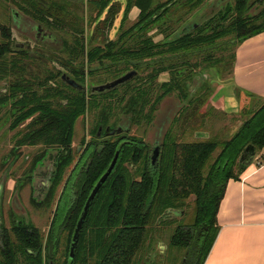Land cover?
I'll return each mask as SVG.
<instances>
[{"label":"trees","instance_id":"obj_1","mask_svg":"<svg viewBox=\"0 0 264 264\" xmlns=\"http://www.w3.org/2000/svg\"><path fill=\"white\" fill-rule=\"evenodd\" d=\"M115 1L87 0L90 18L96 14L90 25L97 21L90 39L84 18L63 6L66 0L6 2L10 10L30 17L58 39L54 47L40 44L33 53L26 47L14 50L9 26L0 23V81L9 84L0 107L11 102L19 109L14 120L17 125L32 119L19 146L44 145L58 150L62 154L60 164L70 168L75 160V124L87 115L94 117L96 126L90 132L94 135L98 126H111L113 117L118 122L120 115L130 117V126H152L160 105L169 96L180 101L181 110L164 135L154 166L148 144L128 136V131L119 135L118 141L112 137L101 147L90 143L84 153V169H75L68 178L65 197L56 205L48 236L32 226L3 229L0 264H45L43 254L27 253V248L38 244L41 251L47 244V259L53 264H136L150 226L162 224L169 211L181 215L192 197L193 223L179 227L170 245L191 249L189 264H204L219 232L218 212L228 182L238 180L247 169L239 163L242 153L250 145L257 149V155L264 149V102L258 104L256 99L243 109L245 120L230 137L196 136L207 129L212 111L209 82L201 85V79L197 80L200 72L212 71L218 78L227 79L228 70L231 78L235 54L225 63L215 53L264 33V0H232L195 31L179 38L173 37L210 0H127L117 39L107 38L97 44L95 35H105L118 15ZM79 2L84 9V0ZM133 6L140 10L139 20L124 30ZM180 8L183 10L176 15ZM28 63L33 66L31 72ZM130 71L138 75L105 93L82 91L61 80L66 74L83 86L88 78H96L91 84H103ZM166 72L170 81L160 83L159 76ZM101 73L106 74V80L100 79L104 76ZM188 82L194 85L193 92ZM117 152V165L91 205L71 262L70 245L79 216Z\"/></svg>","mask_w":264,"mask_h":264},{"label":"rangeland","instance_id":"obj_2","mask_svg":"<svg viewBox=\"0 0 264 264\" xmlns=\"http://www.w3.org/2000/svg\"><path fill=\"white\" fill-rule=\"evenodd\" d=\"M8 1H13V0H0V14L2 12L3 18L0 19L1 23H7L8 17H10V8L6 6V2ZM166 0H161V2H164ZM232 2V0H230ZM229 2V3H230ZM81 2H74L72 0H66V2L63 3V6L68 7L69 10H73L80 17L84 18L85 21V27H86V36L88 37L87 39H90L91 34L94 33V29L97 25V21H94L93 23L90 22L92 19L95 18V13L92 14V18H90L89 14V8L87 5V0H84V9L81 10ZM209 3V1L205 4L203 8L206 7V5ZM127 4V0H116L114 2V6L116 7V10L118 12L115 24L113 29H111L109 36L110 39L115 40L118 37L119 28L121 26V20L123 19V11L125 9V6ZM202 8V9H203ZM215 7L212 11H209V14H212V12L216 9ZM176 9V8H175ZM174 9V10H175ZM173 10V11H174ZM183 10V8H180L177 12L176 15L179 14V12ZM256 9H252V12L254 13ZM137 13V15L135 14ZM199 13V12H198ZM107 13H105L102 18L104 19ZM139 15H140V10L137 7H132L131 10L128 12V18L123 26L124 30H127L131 26H133L135 23L138 22L139 20ZM98 27H103L102 24H99ZM14 38L16 41L20 43L24 42H29L31 45L35 44V41L32 39V36L26 33H22L21 31H16L13 33ZM65 39L71 40L67 34L64 32L60 33ZM98 39L97 44H103V42L106 39V34L105 35H95ZM1 41V40H0ZM52 46V45H51ZM54 47V46H53ZM235 48L229 47L224 50H220L217 53H215L216 58L223 59L225 63H228L231 61V57L234 54ZM204 67V63H202V68ZM60 68V67H59ZM62 71H64L63 68H61ZM196 71H200L199 69ZM226 75L227 79H224L222 77H217L215 74L211 72H205L204 70L200 73H203V78L199 77L202 81L201 85L203 82L208 81L207 88H209V93H210V105L212 111L210 112V119L208 120V127L204 131L206 134V137L203 139L207 138H214L217 135V138H227L234 133L238 127L239 124L243 123L245 120V117L241 114L244 108H249L251 107V99L247 94L240 93L236 89H234L229 82L230 76L228 73V70H226ZM102 78L106 80V74L101 73L100 74ZM170 76L168 72L163 73L160 77V81H166L170 79ZM96 79V78H95ZM95 79L88 78L87 84L89 88H91V81L94 82ZM197 79V80H200ZM228 80V81H226ZM226 81V82H225ZM198 87V85L196 86ZM242 96V97H238ZM236 98V99H235ZM246 98V101L243 100ZM235 99V100H234ZM219 103H222L220 105ZM262 102L258 103L261 104ZM179 107L180 101L176 99L174 96H169L167 97L164 102L161 104L160 111L157 114V117L159 118V122L161 123L165 121L169 116L173 115L175 112H179ZM235 107V109H234ZM179 108V109H178ZM178 109V110H177ZM236 112H233L235 111ZM162 111V112H161ZM118 112V111H117ZM160 114V115H159ZM119 117V114H117ZM176 116V114H175ZM175 116H172L171 121L175 119ZM113 117V120L114 121ZM94 120V117L91 115H87L85 119L79 120L78 123L76 124L75 128V133H74V144H73V153L74 157L78 156L79 152L77 149L80 147H83L84 142L86 141H91V136L88 134L89 130L91 129L92 126V121ZM157 121V118L155 122ZM171 124H168L170 126ZM166 131V130H165ZM200 133V132H199ZM1 134V133H0ZM3 135H0V137ZM130 136H138L140 138H146L147 141L151 144L154 142L153 140H158L160 141L159 138L156 137V133L152 126H147V125H142V127L134 126L132 128ZM11 135H7V138H10ZM85 139V140H84ZM202 139V137H200ZM189 142H192L194 139H189ZM14 147L13 141H2L0 142V169H7L5 167L3 161L4 157L9 155L10 152L12 151ZM43 147L38 146L35 148H23L22 151H19V154L22 155V158H19V161L17 162V167L14 166V169L21 170V173H18L17 176H21L23 173L27 172V170H30L32 168V158L36 156L37 154H41L43 151ZM25 156H30V160H25ZM257 156V155H256ZM259 161V160H258ZM257 162V157L254 161V164ZM75 163V162H74ZM4 165V166H3ZM73 165L71 166V168ZM1 175V173H0ZM1 179V176H0ZM40 181L38 179H35L34 183V188H35V194L36 195V190L40 186ZM12 185H14V182L7 183V194L5 195L7 200H9L13 193H12ZM60 187L57 188L56 193L53 194L51 198V202L49 204V207L47 209H43L42 206L37 207L33 206L31 204V192H23L21 194L22 200H20V204L24 207L25 211H28V216L34 226H36L40 232L43 234L44 237L47 236L50 225L52 223L55 210H56V205L58 202V198L60 196ZM10 201L5 202L6 206L4 209L5 212V221L7 223L6 226L10 225V218L12 215L11 207L9 204ZM189 206L185 208L183 211V215H172L174 217L172 220L171 218H168V215H165V221L162 224H158L157 222L155 224H152L149 228V233L146 238V242L141 248V250L138 252L136 256V264H182L183 262V257L185 256L186 250L185 249H178L175 247H172L170 245L171 242V236L174 234V231L178 225H187V224H192L193 223V204H194V198H190L188 201ZM171 217V216H170ZM164 220V218H163ZM174 220V221H173ZM151 255L152 258L150 257ZM149 259V260H147Z\"/></svg>","mask_w":264,"mask_h":264},{"label":"flooded vegetation","instance_id":"obj_3","mask_svg":"<svg viewBox=\"0 0 264 264\" xmlns=\"http://www.w3.org/2000/svg\"><path fill=\"white\" fill-rule=\"evenodd\" d=\"M58 1H61V0H58ZM2 18H3V15L1 12L0 19H2ZM116 18H117V16H116ZM116 18L113 22L112 28L108 27L105 30L106 39L107 38L110 39V37H108V36H109V34H111L110 31L114 27ZM24 19H26V20L29 19L33 23L36 24L35 25L36 27L34 26L32 29H31V27L27 26V32H28L27 36H28V34L31 35L32 39L35 41V44L31 45V43H29L28 41L24 42V43H20V42L16 41L13 33L16 31H19V29H16L13 26L12 9H11L10 10V17H8V20H7V25L9 26L10 31H11L12 45H13L14 50H20V49L22 50V49H25V47H26L27 49L29 48L28 51L30 53H33L35 48L40 44L45 45L47 47H53L56 45L58 39L55 36L54 32H52L48 28L42 26L41 24L35 22L30 17H27L20 12V16L18 17L17 21L19 20L22 25H25L23 23ZM196 25H197V23L192 24L190 27L192 28V27H195ZM37 27L40 28L39 33L37 31L38 30ZM96 27H97V25H96ZM103 27H104V25H103ZM103 27H101V28H103ZM21 28H22V26H21ZM23 64H25V63H23ZM26 66H27V70L29 72H31L30 70L33 68V66L30 65V63H28V65H26ZM60 70H61V68H60ZM64 75H66V74H64ZM124 75L125 74H123L122 76H124ZM122 76H120V77H122ZM201 76L202 77L204 76L203 73H201ZM62 77H63V75H62ZM62 77H61V80L67 84V82L64 81L62 79ZM69 78H71V77L69 76ZM198 79H200V78H198ZM114 80H116V79L106 80L107 82H105V83H108V82H111ZM158 81L160 83H166V82H169L170 79L166 80V81H160L158 78ZM105 83H103V84H105ZM189 84L190 83L188 82L187 85L189 86ZM79 85H81V84H79ZM98 85H102V84H91V88L93 86H98ZM8 86H9V84L7 83V81H0V98L8 93V90H9ZM85 87H86V90H82V91L89 92V90L91 88H89L88 85H86V84H85ZM193 87H194V85L191 83L190 84V88H191L190 92H193ZM160 108H161V105H160L159 109ZM18 110L19 109H15L13 107L11 102L6 106L0 107V133H1L0 135H3L0 137V142H2V141H13V143H14V147H13L12 151L10 152V154L4 157L3 163H4L5 167H7V169H0V173H1V175H0L1 176V179H0V231H2L3 229H7L10 231L13 227H17L19 225L32 226L33 228L39 230L36 226H34L32 221L30 220V218L28 216V211L26 212L24 207L20 204V200H22L21 194L23 192L30 191L32 194L30 197L31 204L33 206L35 205L37 207L42 206L43 209H47L49 207V204L51 202V198H52L53 194L56 193L57 188L60 187L61 188L60 189V196L58 198V202H59V200H61L65 197V192H66L67 183H68L67 181H68L69 176L73 173V171L75 169L79 168L80 171H82L84 169L83 159H84V153L87 150L88 145L92 142H95V143L99 144V147H101V144H103V142L108 141L112 137H116V138H114V140L118 141L120 139L118 136L122 135L125 132L123 130L129 129L128 136H130L132 128L134 127V126H130V121H129L130 117L129 116H121L120 115V117H119L120 120L118 122H115V119H114V121H111V126L110 125L100 126V127L98 126L96 129L97 130L96 133H94V135H92L90 132L96 126V123H94L92 121V126H91V129L89 130V133H88L91 136V141L84 142L83 147H80L79 149H77V151L79 152L78 156L74 157V153H73L74 139H73L72 154H73V157L75 158V160H74L75 163L73 164L72 168L71 167L70 168H64V166H62L60 164L62 162V154L58 150L51 149V148L44 146V145H37V146H29L28 145V146H21V147L19 146V142L22 141L21 139L26 134V128H27L28 124H30L32 119H28L27 121L21 122L20 124L17 125L14 122V120L18 116ZM159 111L160 110L157 111V114ZM156 118H158V117H156ZM78 121H77V123H78ZM76 124H75V128H76ZM143 125H146V124H143ZM150 126L151 125H149V127ZM140 127H142V125H140ZM118 129H121L123 132H121L120 134H117V133L111 134L112 132H116ZM7 135H11V137L7 138ZM134 137H138V136H134ZM138 138H140V137H138ZM140 139L143 140L150 147V161H151V165L154 166L157 162H154V163L152 162V155H153L155 148L158 145V140H153L154 142H152L150 144L146 138H144V139L140 138ZM126 142L127 141H121V144H124ZM38 146H41L44 149H43L41 154H37L36 156H34L31 159L32 160V168L30 170H27V172L23 173L21 176H17L18 173L22 172L21 170L14 169V166L17 167V165H18L17 162L19 161V158L23 157L22 155L19 154V151H22L23 148H27V147L35 148ZM25 158H27V159H25ZM24 159L28 161V160H30V156H28V157L25 156ZM59 177H60V179H59ZM35 179H38L40 181V183H39L40 186L36 190L37 191L36 195H34L35 194V188H34ZM11 182H14V185H12L13 195L9 200H7V198L5 196L7 194V183H11ZM96 185H97V183H96ZM76 192H79V191L76 190ZM90 196L88 197V199L85 202L84 209H85V206H86ZM8 201H10L9 204L11 207L12 215L10 218V225L6 226L7 223L5 221L6 215H5L4 209L6 206L5 202H8ZM58 202H57V204H58ZM84 209H83V211H84ZM83 211L81 212V214L79 216V219L77 221V225L81 219ZM167 214H168V212H167ZM168 216H169L168 218H171V220L174 218L170 214ZM85 222H86V220H85ZM85 222H84V225H85ZM84 225H83V227H84ZM188 226H191V224L178 225L174 231V234L176 233V231L178 230L179 227H188ZM76 228H77V226H76ZM49 230H50V228H49ZM82 230H83V228H82ZM48 233H49V231H48ZM174 234L171 236V240H172V237L174 236ZM47 236H48V234H47ZM71 244H72V242H71ZM26 250H27V253L29 255H32V256H39V255L43 254V256L46 259L45 264H53V263H51L50 259H47V256H48L47 255L48 254L47 244L43 245L42 251L40 250L39 244L32 246V249L27 248ZM70 250H71V245H70ZM190 252H191V249L186 250L185 256L183 257L182 264H189L188 256H189ZM152 256L153 255H151L150 257L152 258ZM69 258H70V251H69ZM147 260H149V259H147Z\"/></svg>","mask_w":264,"mask_h":264},{"label":"crops","instance_id":"obj_4","mask_svg":"<svg viewBox=\"0 0 264 264\" xmlns=\"http://www.w3.org/2000/svg\"><path fill=\"white\" fill-rule=\"evenodd\" d=\"M234 54L232 87L264 102V33L237 46ZM256 157L238 180L228 182L218 212L219 232L204 264H264V149Z\"/></svg>","mask_w":264,"mask_h":264},{"label":"water","instance_id":"obj_5","mask_svg":"<svg viewBox=\"0 0 264 264\" xmlns=\"http://www.w3.org/2000/svg\"><path fill=\"white\" fill-rule=\"evenodd\" d=\"M230 2V0H210L209 3L206 5L205 8H203L199 13H197L196 15H194L191 19H189L180 29L179 31L174 35L173 38H179L180 36H182L183 34H187V33H191L193 31H195L198 27H200L203 23H205L206 21H208L209 19H211L212 17H214L219 11H221V9H224L226 7V5ZM215 7H217L212 14H209V11H212ZM20 16V12H18L15 9H12V19H13V26L16 29H19V31H21L22 33H28L27 32V26L31 27V29L36 25L35 23H33L31 20L29 19H24L23 23L25 25H22L20 23V21L18 19V17ZM197 23V25L195 27H190L192 24ZM22 28H21V26ZM36 27V26H35ZM40 27V26H39ZM38 28V33L40 32V28ZM26 29V30H25ZM112 40V39H110ZM138 72L137 71H130L128 73H126L124 76L102 84V85H98V86H93L91 88V91L93 93H105L111 90H114L122 85H125L126 83L130 82L131 80H133L136 76H137ZM62 79L64 81L67 82V84L73 88L79 89V90H86L85 86L79 85L76 81L72 80L71 78H67L66 75H63ZM228 81V80H227ZM226 82V81H225ZM181 105V104H180ZM182 107V106H181ZM181 107H179V111L181 110ZM177 109V110H178ZM248 109V108H247ZM162 112V111H161ZM179 113V112H178ZM178 113H174L173 115L169 116L165 121L158 123L159 122V118H157V121L154 122L152 124V128L154 129L155 133H156V137L160 139V141L158 142L157 147L155 148L153 155H152V162H157L160 156V146L162 143V140L164 138V135L166 133V131L168 130L169 126L168 124H171V118L172 116H175V114L177 115ZM160 115V114H159ZM176 117V116H175ZM166 130V131H165ZM123 131H129V129H125ZM121 129H118L116 132H112L111 134H120L121 132H123ZM257 155V149L253 146L250 145L248 146L244 152L242 153L240 159H239V163L244 165L246 168H248L249 166H251L254 163V160L256 158ZM118 158H119V152L116 153L110 167L108 168L107 172L102 176V178L99 180V182L97 183V185L95 186V188L93 189L91 196L85 206V209L82 213L81 219L77 225V228L75 230L73 239H72V244H71V250H70V261L72 262L74 260L75 257V253L77 250V246H78V241H79V237L84 225V222L87 218V215L89 213L90 207L92 205V202L94 201V199L96 198L98 192L100 191L101 187L104 185V183L107 181L108 177L111 175V173L113 172L117 162H118ZM178 212L177 211H169L167 215H177ZM181 215H183V212H181ZM165 220V217H164Z\"/></svg>","mask_w":264,"mask_h":264}]
</instances>
